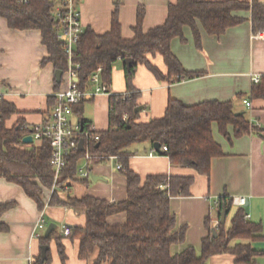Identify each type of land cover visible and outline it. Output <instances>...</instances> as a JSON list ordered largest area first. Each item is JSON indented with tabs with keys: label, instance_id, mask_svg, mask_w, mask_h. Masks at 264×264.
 Instances as JSON below:
<instances>
[{
	"label": "trees",
	"instance_id": "obj_1",
	"mask_svg": "<svg viewBox=\"0 0 264 264\" xmlns=\"http://www.w3.org/2000/svg\"><path fill=\"white\" fill-rule=\"evenodd\" d=\"M58 0H0V16L4 17L11 28L39 29L41 42L47 55L41 64L51 62L56 70L67 68V58L62 41L56 37L57 20L53 10ZM117 6L112 11L110 29L96 33L85 28L75 44L73 61L79 64L77 76L81 90L92 88L91 75L101 67V80L110 86L114 62L126 57L133 59L129 67L124 65L127 91L125 94L111 93L108 99V127L105 130H90L98 133L99 138L92 140L87 148L91 167L95 163L115 157L122 164L126 177V198L121 201H108L92 195L70 196L60 193L66 191L71 182L87 184L89 178H80L77 166L83 159L86 148H75L66 158V165L57 181L59 189L51 193L49 205H64L83 214V226H74L68 235L78 240V258L87 264H208V259L216 254L227 253L234 256L233 264H256L257 257L264 249L253 246V242L264 239L262 224L246 218L243 206H238L226 227L213 218L206 217L204 225L207 235L201 240L200 251L186 246L176 253L170 252L173 243L180 242L185 236V227L174 231L175 217L170 211V198L188 195L193 178L191 176L149 174L141 181L129 168V157L133 142L147 140L152 145L158 142L166 145L165 151L172 165L191 167L200 174L208 175L211 159L223 155L221 146L213 137L212 125L228 136V126L233 127L235 136L248 132L251 128L244 113L234 108L231 100H204L185 104L179 99L169 97L164 114L138 121L142 106L138 99L139 90L133 86V77L138 63H143L158 79L169 83L182 78L199 76L200 71L186 70L171 50V40L178 37L184 41L182 29L189 26L194 43L201 46V35L197 21L205 32L220 35L228 27L243 21L236 15L237 10L251 11L252 31L264 30V1L262 0H176L169 3L165 21L144 31L142 19L144 8L138 7L133 36L125 38L121 34L117 17ZM159 54L166 65L163 74L148 60V55ZM253 95L264 94L261 79L253 82ZM57 86V83H56ZM83 99L72 106L83 130L91 126V121L82 116ZM55 99L48 97V106ZM140 106L138 111L135 108ZM18 113L14 104L0 98V176L20 185L25 193L42 208V195L52 184L53 171L49 165L51 149L49 141L42 138L38 144L25 143L22 138L30 132L24 120L18 118L12 125L6 119ZM125 117V118H124ZM128 123V125L126 124ZM66 183V184H64ZM67 188L64 190V187ZM15 205V201L0 203L2 213ZM232 198L218 197V211L226 207L229 211ZM125 212L123 223L109 224L106 217L110 214ZM228 213V212H227ZM227 215V214H226ZM215 229L216 235H212ZM7 225L0 219V231ZM54 238L59 257L65 264L66 255L61 242L62 235L52 230L47 236H40L41 245H47L44 253L31 260V264H51L48 242Z\"/></svg>",
	"mask_w": 264,
	"mask_h": 264
},
{
	"label": "crops",
	"instance_id": "obj_2",
	"mask_svg": "<svg viewBox=\"0 0 264 264\" xmlns=\"http://www.w3.org/2000/svg\"><path fill=\"white\" fill-rule=\"evenodd\" d=\"M176 0H78L77 9L85 28L96 33L110 29L112 11L117 6V17L121 34L125 38L133 36L138 7L144 8L142 28L144 31L162 24L167 16L168 4ZM264 1V0H262ZM236 15L243 21L228 27L220 35L207 34L197 21L201 35V46L194 43L189 26L182 29L184 41L175 37L171 40V50L186 70L200 71L202 74L192 78H182L169 83L158 79L143 63H138L133 77V86L140 92L138 99L142 106L138 121L164 114L169 97L179 99L185 104L204 100H231L236 111L244 113L251 128L248 132L234 135L233 127H227L228 136L212 125V134L220 144L223 155L211 159L208 175L200 174L191 167L172 165L168 156L159 153L147 141L133 142L129 146V168L143 181L149 174L191 176L193 178L188 195L172 196L170 211L175 217L174 231L185 227L184 239L173 243L170 252L176 253L186 246L200 251L201 240L207 235L204 225L206 217H212L216 225L218 197L244 196L243 206L249 219L260 221L264 229V94L253 95V75H259L264 89V30L263 37H253L251 11L237 10ZM39 29H17L8 26L0 16V97L14 104L18 113L6 119L12 125L18 118L28 126L40 123L50 112L48 97L65 86L66 74L56 80V69L51 62L41 64L47 55L41 42ZM148 60L163 74L167 68L159 54L148 55ZM57 83V86H56ZM112 93L124 94L127 91L124 64L117 59L112 67ZM108 94H97L82 104V116L91 121L94 130L108 127ZM250 101L247 106L243 100ZM72 121L78 120L73 113ZM38 144L39 141H34ZM154 149L156 152L150 154ZM161 151V150H160ZM119 162L115 157L95 163L91 176H99L94 181L70 194V189L80 182H71L69 188L61 192L63 197L92 195L108 201H121L126 198V177L115 167ZM82 184V183H81ZM80 184V185H81ZM50 191L44 190L42 208L29 197L23 188L5 177L0 176V203L15 201V205L2 213L0 219L7 230L0 231V264H31L32 258L41 253L40 236L44 235L49 223L60 234L61 226H83L85 217L64 205H49ZM236 206V205H235ZM238 206H236L237 208ZM43 217L44 227L37 228L39 218ZM125 212L110 214L106 217L109 224L125 221ZM43 229V231H39ZM61 242L66 255L65 264H87L78 258V240L62 235ZM51 264H63L52 237L48 242ZM259 249V248H258ZM234 256L227 253L216 254L208 259V264H233Z\"/></svg>",
	"mask_w": 264,
	"mask_h": 264
},
{
	"label": "built area",
	"instance_id": "obj_3",
	"mask_svg": "<svg viewBox=\"0 0 264 264\" xmlns=\"http://www.w3.org/2000/svg\"><path fill=\"white\" fill-rule=\"evenodd\" d=\"M22 1L26 2L27 0ZM77 2L78 0H58L54 6L53 14L54 18L57 20L56 37L58 40L62 41L63 51L67 58V68L62 72L66 74L65 86L56 89L52 93L55 101L50 107L47 118L40 123L29 126L30 132L27 133L31 135L33 141H40L42 138L49 141L51 149L49 165L53 171L52 184L49 189L50 194L59 189L57 181L61 177L66 165V158L72 150L78 148V141L80 138L83 139V148H86V152L77 166V174L80 178L91 177L90 154L87 148L90 141L97 140L99 135L98 133H90V130H94L92 125L89 129L83 130L78 120L72 121V106L83 99L93 98L97 94L103 93L110 95L112 93L109 86L101 80L100 66H98L91 75L92 90H81L78 86L79 79L77 76V68L79 64L73 61V54L75 44L84 31V27L80 20ZM253 37L259 38L263 37V35L261 32L257 31L254 32ZM252 80L253 82H258L260 76L253 75ZM243 102L247 106L250 105V101L247 99H244ZM166 149V145H160L161 151H165ZM154 152L156 151L152 149L150 154ZM115 167L120 170L122 169V164L117 162ZM66 188L67 186L64 187V190ZM245 202L246 199L244 196H235L232 198V204L236 206H243ZM244 216L248 219L250 217L249 214L246 213ZM217 222L216 220V225ZM44 226L43 217H40L36 227L43 228ZM70 232L71 228L69 226L64 224L61 226V235L68 236Z\"/></svg>",
	"mask_w": 264,
	"mask_h": 264
},
{
	"label": "water",
	"instance_id": "obj_4",
	"mask_svg": "<svg viewBox=\"0 0 264 264\" xmlns=\"http://www.w3.org/2000/svg\"><path fill=\"white\" fill-rule=\"evenodd\" d=\"M133 59L130 58V57H126L122 60L123 64L125 65V67H129L130 64L132 63ZM62 74V71L61 70H56V80L59 82L60 80V76ZM140 109V106L136 107L135 108V111H138ZM126 124L128 125V123L126 122ZM22 141L25 142V143H30L32 142V137L30 134H27L25 135L23 138H22ZM78 148L79 149H82L83 148V139L80 138L79 141H78ZM153 148L156 150V151H160V144L158 142H154L153 143ZM91 179L96 181L98 179H100L99 176H96V175H92L91 176ZM246 205V202L244 203L243 206ZM228 212V209L226 207H223L221 208L219 211H218V215H219V220L218 222L219 223H224L225 222V217H226V214ZM56 225L54 223H49L45 229V233L44 235L47 236L53 229H55ZM212 235L215 236L216 235V231L215 229L212 230ZM47 248V245H42L41 247V253L43 254L44 251L46 250Z\"/></svg>",
	"mask_w": 264,
	"mask_h": 264
},
{
	"label": "rangeland",
	"instance_id": "obj_5",
	"mask_svg": "<svg viewBox=\"0 0 264 264\" xmlns=\"http://www.w3.org/2000/svg\"><path fill=\"white\" fill-rule=\"evenodd\" d=\"M93 89V87L91 88V90ZM92 171V170H91ZM81 184V183H80ZM79 183L76 184L74 187H72L70 189V194H74L76 193V189H78V187H82L83 184L80 185ZM236 210V206L235 205H231L230 208H229V211L225 217V222H224V225L227 227L230 223V218L231 216L233 215L234 211ZM215 211L217 212V208L215 209ZM217 214V213H216ZM39 231H43V229H40ZM263 234H264V229H263ZM253 246L255 248H259V249H264V239H258V240H255L253 242ZM256 264H264V253L260 254L257 259H256Z\"/></svg>",
	"mask_w": 264,
	"mask_h": 264
}]
</instances>
